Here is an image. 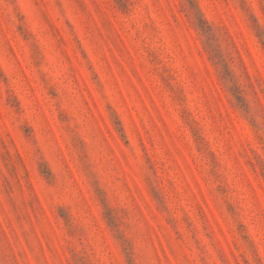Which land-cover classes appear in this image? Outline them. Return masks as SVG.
I'll use <instances>...</instances> for the list:
<instances>
[{
  "label": "rangeland",
  "instance_id": "374dc122",
  "mask_svg": "<svg viewBox=\"0 0 264 264\" xmlns=\"http://www.w3.org/2000/svg\"><path fill=\"white\" fill-rule=\"evenodd\" d=\"M0 264H264V0H0Z\"/></svg>",
  "mask_w": 264,
  "mask_h": 264
}]
</instances>
